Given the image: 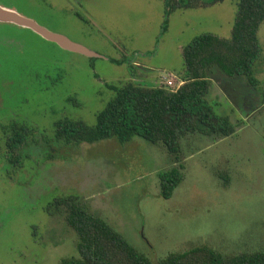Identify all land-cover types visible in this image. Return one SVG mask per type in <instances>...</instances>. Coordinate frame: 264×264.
Here are the masks:
<instances>
[{
  "label": "rangeland",
  "instance_id": "obj_1",
  "mask_svg": "<svg viewBox=\"0 0 264 264\" xmlns=\"http://www.w3.org/2000/svg\"><path fill=\"white\" fill-rule=\"evenodd\" d=\"M237 3L172 10L166 0H0V8L99 54L66 50L0 20V264L77 256L76 232L47 211L71 194L150 258L202 244L224 254L264 249V52L257 86L214 75L208 100L237 131L190 142L196 150L184 158L185 178L171 198L160 190L159 174L172 165L163 143L137 136L68 145L55 137L64 118L96 125L116 96L111 87L179 83L183 48L202 33L231 38ZM259 38L264 49V22ZM14 121L36 130L19 168L6 159L3 126Z\"/></svg>",
  "mask_w": 264,
  "mask_h": 264
},
{
  "label": "trees",
  "instance_id": "obj_2",
  "mask_svg": "<svg viewBox=\"0 0 264 264\" xmlns=\"http://www.w3.org/2000/svg\"><path fill=\"white\" fill-rule=\"evenodd\" d=\"M224 1L166 0V4L175 10ZM237 6L231 38L202 33L183 48L186 67L181 76L185 82L177 90L164 84L133 82L111 87L116 96L98 114L96 125L64 118L55 124L56 140L81 145L115 137L126 143L138 136L154 144L163 143L172 155V165L159 174L160 190L164 198H171L185 178L184 158L196 150L190 142L201 136L229 137L237 131L239 124L228 115L218 114L208 100L214 75L244 76L250 85H259L256 66L264 52L259 38L264 0H238ZM4 132L7 162L22 167L26 149L36 141V130L14 121L5 125ZM191 146L192 151L188 149ZM47 211L61 214L78 237V255L64 257L60 264H264V249L224 254L207 244L150 258L78 195L54 199Z\"/></svg>",
  "mask_w": 264,
  "mask_h": 264
},
{
  "label": "water",
  "instance_id": "obj_3",
  "mask_svg": "<svg viewBox=\"0 0 264 264\" xmlns=\"http://www.w3.org/2000/svg\"><path fill=\"white\" fill-rule=\"evenodd\" d=\"M0 20L13 22L25 27H29L35 32L39 33L45 39L56 42L62 48L78 53H82L88 56H99L98 53L90 50L84 45L71 40L68 36L56 32H52L33 21L30 18L24 17L13 10L0 8Z\"/></svg>",
  "mask_w": 264,
  "mask_h": 264
},
{
  "label": "built area",
  "instance_id": "obj_4",
  "mask_svg": "<svg viewBox=\"0 0 264 264\" xmlns=\"http://www.w3.org/2000/svg\"><path fill=\"white\" fill-rule=\"evenodd\" d=\"M167 79V78H166ZM178 81L179 83L175 84V82H173V79L171 78L170 80H167L165 82V85L167 84V88H170L172 90H177L179 87H181L183 84H184V80L183 79H178L176 80Z\"/></svg>",
  "mask_w": 264,
  "mask_h": 264
},
{
  "label": "flooded vegetation",
  "instance_id": "obj_5",
  "mask_svg": "<svg viewBox=\"0 0 264 264\" xmlns=\"http://www.w3.org/2000/svg\"><path fill=\"white\" fill-rule=\"evenodd\" d=\"M5 125L3 126V129H4Z\"/></svg>",
  "mask_w": 264,
  "mask_h": 264
},
{
  "label": "crops",
  "instance_id": "obj_6",
  "mask_svg": "<svg viewBox=\"0 0 264 264\" xmlns=\"http://www.w3.org/2000/svg\"><path fill=\"white\" fill-rule=\"evenodd\" d=\"M214 85V84H213Z\"/></svg>",
  "mask_w": 264,
  "mask_h": 264
}]
</instances>
